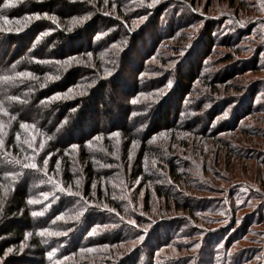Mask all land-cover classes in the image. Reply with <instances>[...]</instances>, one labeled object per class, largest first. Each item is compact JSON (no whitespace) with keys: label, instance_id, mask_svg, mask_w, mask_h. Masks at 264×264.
I'll return each instance as SVG.
<instances>
[{"label":"rangeland","instance_id":"rangeland-1","mask_svg":"<svg viewBox=\"0 0 264 264\" xmlns=\"http://www.w3.org/2000/svg\"><path fill=\"white\" fill-rule=\"evenodd\" d=\"M149 3L0 0V80L24 103L43 84L24 115L46 123L17 132L42 160L24 161L38 165L27 189L37 224L0 264H264V0ZM21 57L36 68L11 69ZM81 108L80 131L51 152Z\"/></svg>","mask_w":264,"mask_h":264},{"label":"trees","instance_id":"trees-1","mask_svg":"<svg viewBox=\"0 0 264 264\" xmlns=\"http://www.w3.org/2000/svg\"><path fill=\"white\" fill-rule=\"evenodd\" d=\"M30 3H33V1ZM1 36L3 37V34H0V37ZM58 36L61 38L64 37L62 36L61 32H59ZM32 66L36 68L35 65L29 62V57L28 58L21 57L14 62L12 61L10 68L13 70H17L18 68L21 70H24ZM2 70L3 71L0 72V76L5 74V71L8 69L2 68ZM11 71L12 70H10V72ZM12 82L13 81H4V80L1 81L0 80V108L4 110V111H0V116L6 117L7 120H9V117H11L10 120L14 124V125L11 124L10 126L8 125L9 123H7L5 125V128H3L5 129L6 133L3 134L4 135L3 136L4 138L3 147H0V192L2 191L1 188H2L3 182L6 183V181L9 180L8 183L10 184L9 189L8 187H6V194L0 198V258L3 256L5 249L10 248L12 245L13 246L18 245L20 242H23L26 232L30 230L31 228L30 225L34 223L33 217L30 216L31 207L27 199L28 194H29V191H27V189H29L28 188L29 177H32L31 174L35 175L37 173H34L35 172L34 169H29V170L27 169L23 172L22 167L24 168V161L30 160L28 159L29 157H34V161L36 163L40 162V164H42L41 162L42 160L41 158L37 156V153H35L37 151L34 147H33L34 148L33 151H29L26 146L23 147V144L21 145V143L17 142L16 140L17 132L20 131L22 133H26V131L24 132L23 129L21 128L22 123H26L27 125L32 123L33 125L34 124L36 125L35 126L36 128H39L38 127L39 125L46 128V125H45L46 123L38 124L39 123L38 120H35L31 116L24 115L25 111L27 112V110L35 108V105L33 104L37 100H40L39 99L41 95L40 93L41 91L43 92L44 88L40 89L41 87H39V85H34L36 84L34 82L28 85L30 86L29 88L31 90L32 89L35 90L32 96L29 95L30 97L34 98V102L24 103L20 100L17 101V100H12L10 98V95L18 96L19 94V93L18 94L13 93V83ZM28 94H29V91H28ZM24 95L26 97L28 96L26 93ZM103 103H104V100H103ZM85 110H86L85 108L76 110L74 113V117L72 116L70 120L67 121L66 125H65L66 123L65 122L60 127L61 130H60L59 136L56 137L57 140L55 142L53 141L52 144L47 142V144L50 147L51 152L57 150V148H60V147H61L60 149L62 150H64L63 148L68 147L67 145L63 146V144L60 145L58 142L60 141L62 137H63L62 139H64L66 137V134H68L69 132H70L69 134H71L72 132L74 133L77 130V128H79V131H80V129L82 128V125H84L81 122V120L84 115L86 116ZM5 112L7 114H5ZM109 113L111 112L109 111ZM106 114L110 115L108 114V111H106ZM13 117L15 118L13 119ZM89 118H92V117L89 116ZM83 122H85L84 119H83ZM64 131H65V134H64ZM80 143H81V140H80ZM22 149H24L25 151H23ZM80 149H81L80 163L83 165V167H86L89 179L90 181H93L95 177V174H94L95 172L93 173L94 170L91 168L92 162L90 161L89 156L86 153L85 147L80 146ZM52 158L53 156L50 157V160ZM16 160H19L20 163L17 164ZM56 160H57V157H55L54 160L51 161V166L55 164ZM65 167H68V164H65ZM139 174L140 173H137L136 176H139ZM86 187H87V191L85 192V194L88 195L89 185H86ZM168 193L170 194L171 192H168ZM168 193L166 197L170 196ZM176 202H177L176 205L178 207L188 209L189 213L193 214L192 210L194 208L191 202L186 201V200L183 202H179L177 200ZM113 203L114 202L110 201L111 207H114L119 211H123V210L118 209V206ZM38 222H42V221L39 220ZM34 224H37V223H34ZM32 243L39 244L38 241H35V240L32 241Z\"/></svg>","mask_w":264,"mask_h":264},{"label":"snow or ice","instance_id":"snow-or-ice-1","mask_svg":"<svg viewBox=\"0 0 264 264\" xmlns=\"http://www.w3.org/2000/svg\"><path fill=\"white\" fill-rule=\"evenodd\" d=\"M158 2V0H151V3H149L147 6L148 7H152L155 3H157ZM105 3H107V0H105ZM45 15H47V14H45ZM34 18H36V19H39L40 17H39V14H36V16L34 17ZM89 17L88 16H83V17H80V18H74V20H73V23L74 24H79V23H83L86 19H88ZM26 19H32V17H29V18H26ZM49 19H52L53 20V22H55V18L54 17H49ZM142 19V18H141ZM242 23V22H241ZM46 34V33H45ZM73 60H74V58H68L67 60H65V61H63L62 63L63 64H71L72 62H73ZM59 63V62H58ZM17 75L18 76H32V74L31 73H17ZM33 79H36V77H32ZM57 77H52V76H47L46 77V79L47 80H52V79H56ZM5 79H8L7 77L5 78ZM41 87H44V85L42 84L41 85ZM71 91V89H69V92ZM54 99H59L60 98V96L59 95H56L55 97H53ZM11 99H19L18 97H12ZM0 111H4L2 108H0ZM5 114H7L6 112H5ZM15 117H13V119H14ZM34 127V126H33ZM21 128H24V129H27L28 128V125L26 124V123H22L21 124ZM2 129H3V125L2 124H0V147H3V143H4V141H3V138H2ZM113 135H118V133H113ZM17 139H19V135H17ZM34 139V138H33ZM31 146V145H30ZM43 142L41 143V148H43ZM73 147H76L75 145L73 146ZM112 155H115V153L113 152L112 153ZM28 159H30V160H33L34 161V157H29ZM16 163L17 164H19L20 163V161L19 160H16ZM44 165L45 166H47V163H48V160L47 159H45L44 160ZM58 164H59V162H57ZM153 163H155V162H153ZM24 167L25 168H31V169H36L37 167H38V165L35 163V162H31V163H27V164H24ZM79 183H80V181L78 180L77 181V185H79ZM137 183H139V179L137 180ZM93 187H95V185H93ZM55 188L56 189H58L59 191H61V192H65V191H67L68 192V194H70V195H75V196H79L80 195V193L79 192H75V193H72L71 192V190H70V188L68 189V190H66V189H64L61 185H59V184H55ZM44 195V198L45 199H47V197H48V193H44L43 194ZM28 203L29 204H33V203H36V201H34V200H31V199H29L28 200ZM90 203V202H89ZM105 208H107V205H105L104 206ZM110 211H112L111 209H109ZM82 212H83V210H81V212H78L75 216H72V217H70V219H73V220H76V219H79V216L82 214ZM43 213H36V212H33L32 213V215L33 216H36V215H42ZM57 219H63V217L62 216H60V217H57ZM129 223H134V221H129ZM105 227H108L107 225L105 226ZM46 232H48V230L47 229H45V230H43V231H41V232H39L38 234L39 235H41V236H43ZM95 232H96V227H93V229H92V231L89 233V235H93V234H95ZM48 234L49 235H61L62 233H58V232H48ZM31 235V233H27L26 234V238H27V236H30ZM8 251L9 252H11L12 251V249H8ZM55 250H53V252H54ZM53 253H49V255L51 256Z\"/></svg>","mask_w":264,"mask_h":264}]
</instances>
